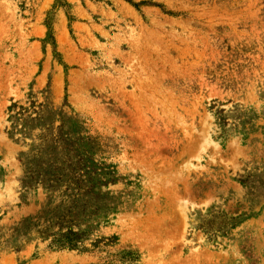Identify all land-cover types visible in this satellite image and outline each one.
I'll return each instance as SVG.
<instances>
[{
  "label": "rangeland",
  "instance_id": "374dc122",
  "mask_svg": "<svg viewBox=\"0 0 264 264\" xmlns=\"http://www.w3.org/2000/svg\"><path fill=\"white\" fill-rule=\"evenodd\" d=\"M31 99L45 108L22 143L7 106ZM75 122L121 176L106 199L24 180L60 165L47 135ZM64 218L94 225L88 247L118 240L49 249ZM123 248L135 264H264V0H0V264Z\"/></svg>",
  "mask_w": 264,
  "mask_h": 264
},
{
  "label": "trees",
  "instance_id": "16d2710c",
  "mask_svg": "<svg viewBox=\"0 0 264 264\" xmlns=\"http://www.w3.org/2000/svg\"><path fill=\"white\" fill-rule=\"evenodd\" d=\"M48 28L49 36L53 38L49 25ZM42 92L46 99L49 89ZM29 94L31 96L33 93L30 92ZM43 105L36 99L29 100L27 105H18L17 102L8 104L9 126L6 128L8 136L26 143L25 139L31 137L32 131L41 119L42 110L45 108ZM47 136L53 144L60 146L64 160L60 165H57L56 161L35 164L34 168L29 167L27 169L24 180L41 184L46 190H55L62 185H66V187L72 185L75 188H82V193L92 194L99 199L108 198L109 191H103L102 188L117 183L121 176L111 164L97 163L93 148L95 142L89 135L83 133L78 122L66 129L60 124L54 133ZM109 209L110 206L105 204L103 212ZM61 222L59 231L48 234L47 246L49 249L89 252L94 248L99 250L103 247L112 246L118 240L116 235L101 236L94 238L88 247L85 245V240L88 238L87 234L94 229L92 223H82L85 227H81L83 226L81 223L68 221L66 218L62 219ZM62 224H65L64 227ZM207 229L213 231L216 230V227L210 225ZM138 258V251L123 248L115 252H108L102 264H135Z\"/></svg>",
  "mask_w": 264,
  "mask_h": 264
}]
</instances>
